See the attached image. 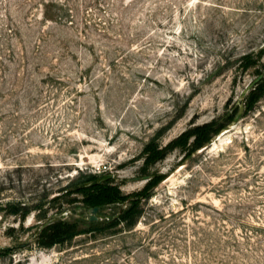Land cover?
I'll return each instance as SVG.
<instances>
[{
	"label": "rangeland",
	"instance_id": "obj_1",
	"mask_svg": "<svg viewBox=\"0 0 264 264\" xmlns=\"http://www.w3.org/2000/svg\"><path fill=\"white\" fill-rule=\"evenodd\" d=\"M261 74L264 0H0V264H264Z\"/></svg>",
	"mask_w": 264,
	"mask_h": 264
},
{
	"label": "trees",
	"instance_id": "obj_2",
	"mask_svg": "<svg viewBox=\"0 0 264 264\" xmlns=\"http://www.w3.org/2000/svg\"><path fill=\"white\" fill-rule=\"evenodd\" d=\"M264 79V78H263ZM263 79L257 84V86L252 89L248 95L246 96V109H248L249 106L253 104V102L258 98L256 95V92L258 91L259 94L264 93V81ZM245 98V99H246ZM237 114V113H236ZM235 114V115H236ZM234 115V116H235ZM234 118V117H233ZM232 118V120H233ZM210 124H206L204 127H200L199 129V135L197 137V141L194 143V146L192 148V151L204 146L206 142H210L211 137L214 133H216L220 128H223L224 125H221L220 127L216 129H212ZM191 153V152H190ZM95 178V177H93ZM96 179V178H95ZM92 179L91 181L95 180ZM156 185L155 182H152L151 180L148 182L147 188H152ZM99 189V192L96 194H92L90 198L88 199L89 205L94 208L98 207L99 211L104 205L108 203H117V202H123L126 198L120 196V193L117 191V189L110 187V188H102V184H96V185H90L86 188H94ZM85 188H79L78 190H82ZM145 191L139 194V197L141 195H144ZM147 195V194H145ZM138 199V197H137ZM137 202L131 203L130 208L127 210L125 215L122 219L127 222L131 221L133 217L136 215L138 207L136 205ZM81 219L84 218H77L74 221H69L68 219H57L53 222H51L48 225H44L42 229L39 231L38 235L41 239H43V247H51L54 244L65 242L67 240L72 239L75 235L88 232L91 229L95 230L99 227L98 221H89L87 220L89 229H79V224L81 223ZM86 220V219H85ZM91 228V229H90Z\"/></svg>",
	"mask_w": 264,
	"mask_h": 264
},
{
	"label": "water",
	"instance_id": "obj_3",
	"mask_svg": "<svg viewBox=\"0 0 264 264\" xmlns=\"http://www.w3.org/2000/svg\"><path fill=\"white\" fill-rule=\"evenodd\" d=\"M263 77H264V75L263 74H261L260 76H258L243 92H242V96H241V98H242V100H245V98H246V96L248 95V93L252 90V89H254L256 86H257V84L263 79ZM244 111H245V102H243V103H241V105L239 106V110H238V112H237V114L234 116V118H233V120H232V124H230V125H228L227 127H225V130L224 131H230L232 128H234V126L242 119V117H243V114H244ZM223 131V132H224ZM223 132H219L218 133V135L217 136H219V135H221ZM213 143V140H211L210 142H209V144L207 145V147L210 145V144H212ZM111 178V175H104V176H101V177H99V178H97V179H95V180H93V181H91V182H89V183H84V184H82L81 186H77L76 187V189L77 188H79V187H84V186H88V185H96V184H98V183H101V182H103V181H106V180H108V179H110ZM146 179H148V177H146ZM70 212H69V218H68V220L69 221H74L75 219H77V218H80V217H77L75 214L77 213V209H75V208H69L68 209ZM67 211V210H66ZM66 211H64V213L66 212ZM99 211V208L98 207H94V208H92L91 210H90V212H91V214H89V215H87V217H85L87 220H89V221H96L97 220V217L95 216V214L97 213ZM76 216V217H75ZM51 222H53V220H50V221H48V222H46V224L45 225H48V224H50ZM28 245V243H24V244H21L20 246L21 247H25V246H27Z\"/></svg>",
	"mask_w": 264,
	"mask_h": 264
},
{
	"label": "bare ground",
	"instance_id": "obj_4",
	"mask_svg": "<svg viewBox=\"0 0 264 264\" xmlns=\"http://www.w3.org/2000/svg\"><path fill=\"white\" fill-rule=\"evenodd\" d=\"M225 133H227V131H224L221 135L223 136ZM222 136H221V137H222ZM221 140H222V139H221Z\"/></svg>",
	"mask_w": 264,
	"mask_h": 264
}]
</instances>
